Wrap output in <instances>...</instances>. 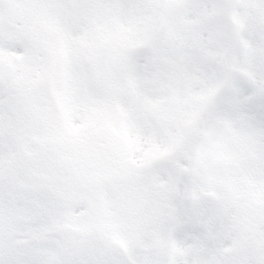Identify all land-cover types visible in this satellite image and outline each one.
<instances>
[{
    "label": "snow or ice",
    "instance_id": "obj_1",
    "mask_svg": "<svg viewBox=\"0 0 264 264\" xmlns=\"http://www.w3.org/2000/svg\"><path fill=\"white\" fill-rule=\"evenodd\" d=\"M0 264H264V0H0Z\"/></svg>",
    "mask_w": 264,
    "mask_h": 264
}]
</instances>
